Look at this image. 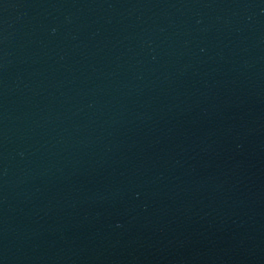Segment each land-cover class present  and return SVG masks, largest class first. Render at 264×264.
<instances>
[{
	"label": "water",
	"instance_id": "obj_1",
	"mask_svg": "<svg viewBox=\"0 0 264 264\" xmlns=\"http://www.w3.org/2000/svg\"><path fill=\"white\" fill-rule=\"evenodd\" d=\"M0 264H264V0H0Z\"/></svg>",
	"mask_w": 264,
	"mask_h": 264
}]
</instances>
